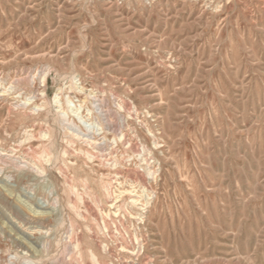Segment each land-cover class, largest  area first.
Returning <instances> with one entry per match:
<instances>
[{"label": "rangeland", "instance_id": "1", "mask_svg": "<svg viewBox=\"0 0 264 264\" xmlns=\"http://www.w3.org/2000/svg\"><path fill=\"white\" fill-rule=\"evenodd\" d=\"M146 261L264 264V0H0V264Z\"/></svg>", "mask_w": 264, "mask_h": 264}, {"label": "bare ground", "instance_id": "2", "mask_svg": "<svg viewBox=\"0 0 264 264\" xmlns=\"http://www.w3.org/2000/svg\"><path fill=\"white\" fill-rule=\"evenodd\" d=\"M81 91V90H80ZM69 99V98H68ZM58 101V100H57ZM61 101V100H60ZM82 102H84V101H82ZM62 105V104H61ZM75 107V106H74ZM123 108V107H122ZM79 109V108H78ZM66 111V110H65ZM100 112V111H99ZM67 113V112H66ZM97 113V112H96ZM102 118V117H101ZM108 119V118H107ZM134 119V118H133ZM108 121V120H107ZM122 122H124V121H122ZM105 123V122H104ZM73 126V125H72ZM107 126V125H106ZM122 127V126H121ZM98 128V127H97ZM101 128V127H100ZM145 128V127H144ZM114 130V129H113ZM120 132V131H119ZM118 132V133H119ZM114 133V132H113ZM117 133V135H119ZM122 136H123V134H122ZM126 136V135H125ZM121 137V136H120ZM127 137V136H126ZM117 138V137H116ZM122 138V137H121ZM118 139H119V137H118ZM121 140V139H120ZM119 140V141H120ZM127 140V139H126ZM132 140V139H131ZM24 142V141H23ZM123 142V141H122ZM127 143V142H126ZM128 143H130V142H128ZM140 144V143H139ZM134 145V144H133ZM132 146L130 145V148H131ZM146 147V146H145ZM143 148V147H142ZM133 149V148H132ZM113 151V150H112ZM142 151V150H141ZM144 151V153H145V149L143 150ZM136 152V151H135ZM150 152H148V154H149ZM142 154H143V152H142ZM147 154V153H146ZM136 155V154H135ZM81 156V155H80ZM146 156V155H145ZM150 156V155H149ZM116 157V156H115ZM132 157V156H131ZM141 157V156H140ZM148 157V156H147ZM147 157L145 158V160H147ZM142 158V157H141ZM150 157H148V159H149ZM105 159V158H104ZM94 160V159H93ZM139 160V159H138ZM140 160H142V159H140ZM91 161V160H90ZM144 161V160H143ZM148 161V160H147ZM152 161V160H151ZM150 162V161H149ZM138 163H140V161L138 162ZM148 163V162H147ZM147 163H146V165H147ZM151 163H153V162H151ZM150 163V164H151ZM105 164V163H104ZM142 164H144L143 162H142ZM149 164V163H148ZM149 164V166H148V168L151 166ZM157 164V163H156ZM76 165V164H75ZM129 165V164H128ZM154 165V164H153ZM153 165H152V167H153ZM157 166H158V164H157ZM125 168V167H124ZM127 168V167H126ZM126 168H125V170H126ZM139 168V167H138ZM157 168V167H156ZM140 169V168H139ZM138 169V170H139ZM150 169V168H149ZM141 170V169H140ZM38 171V170H37ZM128 171V170H127ZM135 171H136V169H135ZM143 171V170H142ZM126 172V171H125ZM132 172V171H131ZM156 173H157V170H149V177L151 178V177H153V178H155V175H156ZM130 174V173H129ZM131 175V174H130ZM122 176V175H121ZM124 176V175H123ZM134 176V175H133ZM102 177V176H101ZM135 177V176H134ZM111 178V177H110ZM117 178H118V176H117ZM141 178V177H140ZM68 179V178H67ZM102 179V178H101ZM124 179V178H123ZM127 179V178H126ZM149 179V178H148ZM128 180V179H127ZM143 180V179H142ZM145 180V179H144ZM82 182V181H81ZM104 182V181H103ZM125 182V181H124ZM127 182V181H126ZM135 182H137V181H135ZM142 182V181H141ZM116 183V182H115ZM114 182H113V184H115ZM117 183H118V181H117ZM122 183V182H121ZM132 183V182H131ZM146 182H144V184H145ZM112 183H106V184H104V190H105V192H107V194L109 195V197L110 196H112L113 195V193L115 192V191H113V188H112V185H111ZM134 184V183H133ZM125 185V184H124ZM114 186V185H113ZM144 186V185H143ZM120 187H122V185L120 186ZM119 187V188H120ZM146 187V186H145ZM129 188V187H128ZM133 188H135L136 189V187L134 186ZM139 188H140V186H139ZM76 189V188H75ZM122 189H123V187H122ZM130 189V188H129ZM135 189H133V190H131V191H128L129 193H132L133 191H135V193H134V195L133 196H137L138 198L137 199H133L132 200V203H133V207L134 208H136L137 209V211H138V216L136 217L138 220H141V222H143V221H145L144 220V218L146 217L145 215H144V213L145 214H148V210L147 209H149L150 210V206L152 205V199H153V196H151L152 195V193H150V191H148V189H142L141 190V193L142 194H139L138 193V191H140V190H135ZM120 190V189H119ZM127 190V189H126ZM9 192V191H8ZM152 192V191H151ZM124 193V191H122V192H120V195H119V198L121 197H123V194ZM126 193L127 192H125V195H126ZM154 193V192H153ZM131 195V194H130ZM14 196V195H13ZM128 196V195H127ZM132 196V197H133ZM115 198V197H114ZM121 198H120V200H121ZM109 199V198H108ZM107 199V200H108ZM110 200V199H109ZM129 200H131V198L129 199ZM109 202V201H108ZM111 202V201H110ZM119 202V201H118ZM125 202H126V200H125ZM114 203H115V201H114ZM154 203V202H153ZM113 205V204H112ZM123 205V204H122ZM127 205V204H126ZM124 206H125V204H124ZM111 208H114V207H111ZM118 208V207H117ZM32 212V211H31ZM46 212V211H45ZM147 212V213H146ZM34 214H35V212H34ZM147 218V217H146ZM145 218V219H146ZM140 223V222H139ZM126 236V235H125ZM149 239V238H148ZM135 242V241H134ZM140 242V241H139ZM31 247V246H30ZM139 249H140V247H139ZM143 249H144V247H143ZM47 252V251H46ZM139 252V251H138ZM93 258H94V256H93ZM153 260V259H152ZM147 262V261H146ZM150 263V261H148L147 262V264H149ZM139 264H141V263H139ZM146 264V263H145Z\"/></svg>", "mask_w": 264, "mask_h": 264}, {"label": "built area", "instance_id": "3", "mask_svg": "<svg viewBox=\"0 0 264 264\" xmlns=\"http://www.w3.org/2000/svg\"><path fill=\"white\" fill-rule=\"evenodd\" d=\"M59 91H60V90H59ZM62 94H64L63 91H60L61 99L63 98V95H62Z\"/></svg>", "mask_w": 264, "mask_h": 264}]
</instances>
